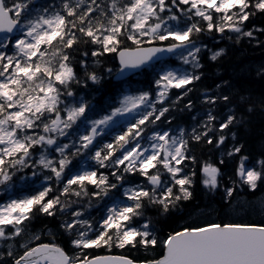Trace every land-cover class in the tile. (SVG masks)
<instances>
[{"label":"snow or ice","instance_id":"obj_1","mask_svg":"<svg viewBox=\"0 0 264 264\" xmlns=\"http://www.w3.org/2000/svg\"><path fill=\"white\" fill-rule=\"evenodd\" d=\"M257 15L264 17V0H52L39 6L0 0V195L8 197L0 205V264H138L91 251L101 248L142 249L146 257L160 249L139 264H264V222H211L161 236L146 215L155 211L158 222L193 200L197 158L191 142L215 148L231 142L225 155L239 156V181L229 178L231 186H224L229 206L238 186L264 190V144L258 167H246L241 139L252 115L264 116V92L257 97L221 77L203 93L206 118L190 132L157 127L162 119L171 123L170 90H184L171 102L178 105L203 77L200 53L207 46L194 36L232 40L235 34L237 43L251 41L264 34V25L246 24ZM105 55L118 60L115 71H105L121 88L131 76L154 74V98L150 91L124 94L101 110L93 93L105 75L89 58ZM224 55V49L212 51L208 60ZM173 56L192 71L169 70ZM256 75L264 81V66ZM192 109L191 98L179 107ZM107 136L108 142L100 139ZM218 165H200L201 183L211 192L222 186ZM37 179L43 182L35 194L15 195L18 181L27 187ZM84 200L88 207L104 202L95 226L84 208L66 212ZM258 205L264 212V199ZM36 215L59 221L67 247L55 242L57 233L30 228Z\"/></svg>","mask_w":264,"mask_h":264},{"label":"trees","instance_id":"obj_2","mask_svg":"<svg viewBox=\"0 0 264 264\" xmlns=\"http://www.w3.org/2000/svg\"><path fill=\"white\" fill-rule=\"evenodd\" d=\"M46 1V0H45ZM49 2L46 1V4ZM246 24L255 25L260 27L264 25V17L257 15L254 19H251ZM217 35L215 33L209 34L207 32L200 36H194V38L207 47L202 49L200 56L201 61L204 64L203 77L201 81L197 82L195 89L184 97V100L191 98L193 101V109L191 112L179 111L184 103L181 100L178 105L172 104L176 97L183 93V89H172L169 92V100L167 104L172 110L166 114L171 120V123L165 122L163 119L157 123V127L160 129H176L177 127L184 128L187 132L191 131V128L199 123L203 118H206V112L208 105L201 102V98L204 92L212 90L215 83H217L221 77L232 78L234 82L238 83L241 87L251 91L255 96H259L261 92H264V81H261L256 75L257 69L264 66V34L259 32L255 33L256 39L249 40L247 37H243L237 43L235 35L232 40L224 39L214 40L212 37ZM223 48L226 55L218 59L217 62L212 63L208 60L212 51H217ZM93 60L98 63L93 64ZM89 64L96 68L97 72L104 73L105 79L101 85L95 86L94 95L95 103L101 110L106 109L107 105L114 102L117 99L121 87L119 83L113 82L108 77L105 69L112 67L115 71L118 63L117 60H113L112 55H105L98 58H89ZM79 71V68L77 69ZM140 77V78H139ZM153 75L140 74L138 78L131 79L129 84L133 83L139 86L143 91H150L155 93V87L153 83ZM191 87V86H189ZM81 92L87 91L84 89L79 90ZM193 115H196V119L193 120ZM150 131V129H149ZM241 139L245 144L244 152L248 155L249 159L245 161V166L258 167L257 161L261 158V146L264 144V116L260 115L259 111L251 117L250 127L241 134ZM102 140L105 142L110 141L109 136L104 137ZM191 154L197 158L196 167V184L194 187V198L192 201L187 202V206L183 211H177L174 214L169 215L167 218H161L157 222L155 211L150 210L146 215L152 218L153 223L156 225L161 236L167 235L176 229L183 230L185 227L204 225L207 226L211 222H244L247 224L260 225L264 222V212L259 208L258 202L264 199V190L257 188L256 192H251L247 189V186H243V190H238L234 193L233 204L229 206L224 199V186H231L229 178L239 181V178L235 175L236 169L239 163V156H233L228 158L225 155L227 149L231 148V142L226 141L225 145L220 148L206 145L203 141L199 144L195 142L190 143ZM220 158H224L226 163L224 165H218ZM217 164L222 171V177H220L221 187L215 192H211L204 188L201 183L202 174L200 172V165L203 162ZM75 163V160L73 161ZM185 163H188L187 161ZM188 170V169H186ZM101 172H106V169H101ZM162 175V179H163ZM133 180L142 181L141 177H133ZM55 191V189H54ZM51 195V194H50ZM243 206V210H241ZM73 208H84L85 216L93 223H96L104 215L106 209H104V202L97 203L92 202V206L88 207L87 200L81 201L76 204H72L66 209V212H70ZM61 219H69L68 216H64ZM28 223L27 221L25 222ZM58 220L54 218L45 217L43 215H36L30 225L33 230H45L51 233H57L55 242L67 247L66 239L59 235L60 230L57 228ZM47 239H52L48 236ZM2 251V249H0ZM94 253L101 255H124L135 261L142 262L146 258L152 256H159L160 249L158 248L154 252L150 253L148 257L145 256L144 251L125 248L123 250L113 248L111 253L103 248L91 250ZM19 255V250H17Z\"/></svg>","mask_w":264,"mask_h":264},{"label":"rangeland","instance_id":"obj_3","mask_svg":"<svg viewBox=\"0 0 264 264\" xmlns=\"http://www.w3.org/2000/svg\"><path fill=\"white\" fill-rule=\"evenodd\" d=\"M232 35H235V34H232ZM173 60L175 61V63H168L166 65V67L169 70L175 71L177 73H183L184 71H189V72L192 71L190 66L183 65L182 62L179 59H177L176 57H173ZM153 78L155 79L154 74H153ZM154 79H153V81H154ZM139 91H140V88L137 87L136 85H134V86L125 85L123 87L121 95L119 96L117 102H115V103H118V101L122 98V96L124 94H138ZM115 103H113V104H115ZM42 182H43L42 179H37L34 185H30V186L24 187L22 185V182L18 181L17 182V186L14 189V193H15V195L20 196V197L35 194V192L39 189V187H40ZM0 199H1L0 200V205H2L3 203H6L7 199H8L7 194L0 195Z\"/></svg>","mask_w":264,"mask_h":264},{"label":"water","instance_id":"obj_4","mask_svg":"<svg viewBox=\"0 0 264 264\" xmlns=\"http://www.w3.org/2000/svg\"><path fill=\"white\" fill-rule=\"evenodd\" d=\"M114 80H115V81H118V80L115 79V77H114ZM138 264H139V263H138Z\"/></svg>","mask_w":264,"mask_h":264}]
</instances>
